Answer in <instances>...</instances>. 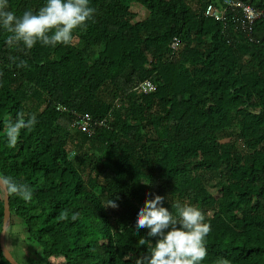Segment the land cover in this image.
Wrapping results in <instances>:
<instances>
[{
  "label": "trees",
  "instance_id": "trees-1",
  "mask_svg": "<svg viewBox=\"0 0 264 264\" xmlns=\"http://www.w3.org/2000/svg\"><path fill=\"white\" fill-rule=\"evenodd\" d=\"M221 1L90 0L94 22L55 48L9 47L0 28V175L33 191L30 203L8 195L38 256L28 264H137L154 245L135 229L138 211L155 195L173 214L176 203L205 213L202 264H264V18L247 35L231 13L224 23L203 16ZM238 1L264 11V0ZM45 3L9 0V10ZM132 5L146 11L135 24ZM146 81L154 89L143 94ZM37 103L34 129L9 149L4 117L27 118ZM85 114L102 123L89 137L74 129ZM2 213L3 197L0 231Z\"/></svg>",
  "mask_w": 264,
  "mask_h": 264
},
{
  "label": "clouds",
  "instance_id": "clouds-1",
  "mask_svg": "<svg viewBox=\"0 0 264 264\" xmlns=\"http://www.w3.org/2000/svg\"><path fill=\"white\" fill-rule=\"evenodd\" d=\"M95 13L90 0H46L37 12L25 10L17 16L9 10V0H0V28L7 33L5 43L9 47L23 45L31 50L38 43L52 48L71 46L78 38L77 33L86 32L89 22H94ZM10 59L16 63V57ZM27 66L26 61L17 64L21 68ZM36 123L35 114L26 118L24 112H19L15 120L5 116L7 147L15 149L22 131H32ZM0 192L17 196L26 203L33 200L31 188L11 176L0 175ZM164 199L160 195L147 198L138 211L135 229L137 232L147 230V237L154 240V245L149 249L150 255L140 258L137 264H202L208 255L207 237L212 231L205 213L198 207L176 203L173 214L163 206ZM108 207L117 208L118 205L112 200ZM78 215L73 214L71 219L76 220ZM59 218L66 220L68 211H61ZM139 243L144 245L147 241L141 237ZM216 264H231V261L219 258Z\"/></svg>",
  "mask_w": 264,
  "mask_h": 264
},
{
  "label": "built area",
  "instance_id": "built-area-1",
  "mask_svg": "<svg viewBox=\"0 0 264 264\" xmlns=\"http://www.w3.org/2000/svg\"><path fill=\"white\" fill-rule=\"evenodd\" d=\"M227 13L232 14L231 20L233 23L247 35L251 32L252 24L256 20L264 18V11L255 10L238 0H222L218 7L208 4L203 12V16L224 23L226 21ZM171 45L173 49H176L178 41L174 39ZM138 89L143 94H148L153 91L154 87L150 82L146 81L140 83ZM101 124V122L94 121L85 114L81 117L78 116V119L74 124V129L76 128V131L89 137L94 133L95 128Z\"/></svg>",
  "mask_w": 264,
  "mask_h": 264
},
{
  "label": "rangeland",
  "instance_id": "rangeland-1",
  "mask_svg": "<svg viewBox=\"0 0 264 264\" xmlns=\"http://www.w3.org/2000/svg\"><path fill=\"white\" fill-rule=\"evenodd\" d=\"M131 11L136 14L134 20L131 21V24H135L140 20L144 19L146 16V11L137 5L131 6ZM42 108L41 103L33 104L29 106L26 111L27 116L30 114H38ZM227 140L222 139L221 142H226ZM69 149H73L71 146ZM2 200V195L0 193V201ZM12 222V226L8 229V235L5 238V246L7 251L12 256L13 260L17 264H28L27 259H31L36 261L38 256L30 255L29 252L26 251L25 246L23 245L24 231L22 225L15 217L9 218V224ZM28 254V255H27Z\"/></svg>",
  "mask_w": 264,
  "mask_h": 264
},
{
  "label": "water",
  "instance_id": "water-1",
  "mask_svg": "<svg viewBox=\"0 0 264 264\" xmlns=\"http://www.w3.org/2000/svg\"><path fill=\"white\" fill-rule=\"evenodd\" d=\"M3 197V213H2V227L0 231V249L1 252L5 258V260L9 264H17L10 253L7 251L5 245H4V236L7 227L9 226V218H10V212H9V204H8V194L6 192H1Z\"/></svg>",
  "mask_w": 264,
  "mask_h": 264
}]
</instances>
